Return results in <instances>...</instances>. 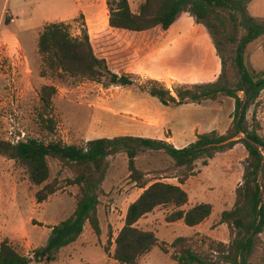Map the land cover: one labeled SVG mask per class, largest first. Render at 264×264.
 <instances>
[{
    "label": "rangeland",
    "instance_id": "374dc122",
    "mask_svg": "<svg viewBox=\"0 0 264 264\" xmlns=\"http://www.w3.org/2000/svg\"><path fill=\"white\" fill-rule=\"evenodd\" d=\"M142 1L129 0L131 10L136 12ZM244 4L247 14L264 18V0H244ZM107 19L105 0H0V139L85 145L92 138L132 133L133 121L123 110L132 100L142 101L147 109L170 124L198 121L201 132L226 133L234 107L232 98L218 96L198 105L164 106L139 87L152 79L173 93L176 86L218 78L220 58L201 23L188 12H182L166 31L156 27L137 33L113 29L106 24ZM52 21L69 23L73 35H79L85 27L95 54L105 58L113 72L132 74L135 84L106 86L89 80L42 77L37 40L43 26ZM223 54L230 55L231 51L227 49ZM245 61L249 70L264 71V38L248 45ZM45 85L56 88L50 108H45L40 99ZM247 118L249 122L256 119L264 133V90L249 108ZM45 120H52L54 130H49ZM246 157L243 144L237 142L232 148L216 153L206 165L198 160L194 173L180 184L188 194V202L182 208L206 202L212 206L211 214L199 225L189 227L182 220L166 221L172 207H157L136 226L153 231L169 252L154 246L139 258L138 264H177L171 258L175 253L171 243L179 236L188 238L187 243L194 251L214 264H229L211 245L228 243L232 238L228 226L220 223V214L234 205ZM108 162L99 193L100 236L86 224L79 238L63 247L55 261L31 264H118L111 257L113 240L123 226L128 205L142 189L129 178L125 153L108 156ZM48 163V182H54L58 189L38 202L35 194L43 185L31 183L27 170L19 162L0 156V242L8 240L29 256L46 243L50 227L69 217L76 205L78 187L67 183L74 177V171L56 159L49 158ZM135 164L147 184L154 181L179 184L178 177L183 172L162 151L144 150L137 155ZM258 179L264 183V165ZM249 264H264V231L258 237V247Z\"/></svg>",
    "mask_w": 264,
    "mask_h": 264
},
{
    "label": "trees",
    "instance_id": "16d2710c",
    "mask_svg": "<svg viewBox=\"0 0 264 264\" xmlns=\"http://www.w3.org/2000/svg\"><path fill=\"white\" fill-rule=\"evenodd\" d=\"M105 3L108 9L106 24L117 30L138 33L160 27L166 31L182 12H188L197 23H201L210 34L220 58L218 78L176 86L173 93L152 79L139 87L165 106L200 104L218 96L230 97L234 100L231 123L226 133L211 130L197 134L195 141L182 148L163 139L131 135L90 139L85 145L60 141L45 143L37 139L17 142L0 139V156L19 162L27 170L31 183L43 185L35 194L38 202L58 189L54 182H48L49 158L72 168L75 175L67 183L78 187L72 214L50 227L43 246L35 248L29 256L8 240H2L0 264L55 261L63 247L79 238L86 224L96 236H100L99 193L109 167L108 156L115 153H125L129 178L142 192L126 209L123 226L113 240L112 259L118 264H138L139 258L154 246L168 253L166 244L159 242L153 231L143 230L136 224L157 207L173 208L165 218L168 223L182 220L185 225L195 227L207 219L212 211L209 203L182 208L188 202V194L180 184L194 173L198 160L206 165L216 153L232 148L237 142L242 143L247 152L246 167L242 182L235 191L233 207L220 214V223L228 226L232 238L228 243L213 242L211 248L223 255L229 264H249L258 247V237L264 231V183L258 179L264 165V133H261L259 122L254 118L249 122L247 115L264 90V71L249 70L245 54L249 44L264 38V18L247 14L244 0H143L136 12L131 10L129 0H105ZM227 49L231 51L230 55L223 54ZM37 53L42 77L89 80L106 86H129L136 82L132 74L113 72L105 58L95 54L85 27L79 35H73L69 23H46L38 36ZM55 94L54 86L41 88L40 99L45 108L51 107ZM45 122L50 131L54 130L52 120ZM144 150L162 151L173 160L175 167L182 168L179 184L164 181L147 184L135 164L137 155ZM187 242L188 238L179 236L171 243L175 249L172 260L177 264H214Z\"/></svg>",
    "mask_w": 264,
    "mask_h": 264
},
{
    "label": "crops",
    "instance_id": "0c3cea01",
    "mask_svg": "<svg viewBox=\"0 0 264 264\" xmlns=\"http://www.w3.org/2000/svg\"><path fill=\"white\" fill-rule=\"evenodd\" d=\"M175 31L176 30H174L173 34ZM142 92L148 94L145 90H142ZM139 96L141 95H138V97ZM191 104L198 105L196 103H186L182 105ZM158 108L160 107H157V109ZM123 110L125 112L124 115L133 121L131 128L133 132H127L121 135L163 139L172 143L176 148H182L195 141L197 134L204 133L199 130L201 125L198 121L170 124L168 121L162 120L160 117H158V114H155L151 110L147 109L142 101L132 100L126 104ZM168 130H170V134L168 133Z\"/></svg>",
    "mask_w": 264,
    "mask_h": 264
}]
</instances>
